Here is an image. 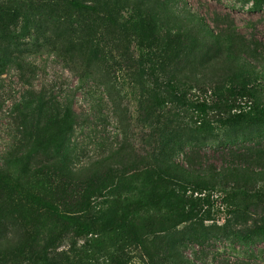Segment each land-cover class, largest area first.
Instances as JSON below:
<instances>
[{
  "label": "rangeland",
  "instance_id": "rangeland-1",
  "mask_svg": "<svg viewBox=\"0 0 264 264\" xmlns=\"http://www.w3.org/2000/svg\"><path fill=\"white\" fill-rule=\"evenodd\" d=\"M67 1L0 0V169L12 178L0 180V264H264L258 102L236 97L245 77L209 39L175 54L191 14L217 32L234 21L264 47V0H97L96 13ZM171 60L183 98L161 69ZM153 91L165 103L151 112ZM35 94L71 101L73 131L62 134ZM197 175L210 181L201 193L187 181ZM225 189L257 201L227 206ZM183 197L201 198L195 211Z\"/></svg>",
  "mask_w": 264,
  "mask_h": 264
},
{
  "label": "trees",
  "instance_id": "trees-1",
  "mask_svg": "<svg viewBox=\"0 0 264 264\" xmlns=\"http://www.w3.org/2000/svg\"><path fill=\"white\" fill-rule=\"evenodd\" d=\"M69 7L75 8L80 11L84 12H99V7L101 6V2L97 3V0L92 1H85V0H68ZM262 0H255L256 4L261 3ZM1 15L3 12H1ZM192 16V22L195 23V29L197 33L194 35V28L191 29V36L189 32H178L175 44V54L177 57L183 56L184 58L188 57L192 51V49L198 46L200 43L199 38L203 39H209L208 45L213 46L215 48H224L225 53L228 55L227 60L231 62V65L234 66L240 73L239 75L242 77H245V80L243 78L244 84L241 86L238 85L236 87V97H239L238 95L245 97L246 95L252 96L256 98L258 107L255 109V117L259 120L264 121V104H260L259 101L263 99V92L264 91V65H262V68H257L256 65H252L249 60L244 58L243 55H249L252 58L261 60V63L264 64V51L262 50V42H251L248 39L245 38L244 35H242L238 30L234 23V21H230L227 23L225 28L219 29V32L215 31L213 28L209 26L208 23L202 18V16L198 14H191ZM185 20V17H183ZM183 20V21H184ZM0 31L2 33L6 32V28L3 26H0ZM3 37V35L0 33V39ZM195 44H192L194 43ZM192 44V45H191ZM264 48V47H263ZM259 51V52H258ZM198 54V53H196ZM179 68V62L176 60H171L169 62L164 61L162 64L161 69L166 74V77L168 79L167 82L169 86L173 88L174 91L171 92H177V96L179 98H183L186 95L183 93V89L185 85L183 83H178L176 81L174 74L175 71ZM203 84H199L198 86L202 87ZM36 95V94H35ZM149 97L145 99L147 110L153 112L154 110V103L161 104L165 103L162 102L163 98L158 95L156 91L151 92V94L148 95ZM35 97V101L37 104H41L44 109H46L50 114L53 116V118L58 121L60 127V132L62 134H68L71 131H73L75 125H76V113L72 106L71 101L68 102L67 100H58L55 96L52 98L50 96H46L45 94H38ZM159 101V102H158ZM196 107L203 112L204 114L207 113V110L209 108V103L207 102V99L202 100L201 102H197ZM149 165L153 164V162L159 160L158 157L154 154L152 156H149ZM188 173H192L191 171H188ZM211 173L215 174L218 173L215 168L211 169ZM6 178L12 179L9 176H6V173H3L0 169V180H5ZM191 185H193L196 192L201 193V190L205 189L210 185V181L206 180L204 176L197 175L194 178H189L187 180ZM117 182L111 183L109 186L106 184L104 185H91L88 184L82 189V193L89 197V191L98 192L100 191H106L111 187V185H115ZM127 183V182H126ZM130 183V182H129ZM200 190V192L198 191ZM201 197V196H199ZM206 195L203 196V199H205ZM160 200H167L171 207H173V201L169 200L168 194H160L158 197ZM158 198H152L151 200H155ZM201 198L196 197L195 199L191 198L189 200H185L184 197L181 199L183 206H186L187 202H190L191 210L195 211V207L198 205L197 200H200ZM38 200H40L43 205L53 208L54 205L50 204L49 201L41 198L38 196ZM220 200L226 204L227 206L235 207L236 209H243L248 204L254 203L257 201V195L256 194H248L246 197H244L243 192L241 190H235V189H225L222 191V195L220 197ZM159 201V200H155ZM184 211L179 212V214H183ZM192 212H187L186 216H188ZM70 217V216H69ZM71 219H74L75 217H70ZM127 222V214L125 215L124 221L122 225H126Z\"/></svg>",
  "mask_w": 264,
  "mask_h": 264
}]
</instances>
